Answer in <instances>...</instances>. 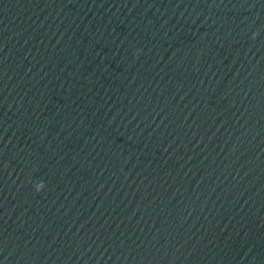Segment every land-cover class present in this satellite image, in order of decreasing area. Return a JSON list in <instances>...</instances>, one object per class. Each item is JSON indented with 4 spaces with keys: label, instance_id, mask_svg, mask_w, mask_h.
<instances>
[{
    "label": "water",
    "instance_id": "95a60500",
    "mask_svg": "<svg viewBox=\"0 0 264 264\" xmlns=\"http://www.w3.org/2000/svg\"><path fill=\"white\" fill-rule=\"evenodd\" d=\"M0 264H264V0H0Z\"/></svg>",
    "mask_w": 264,
    "mask_h": 264
}]
</instances>
